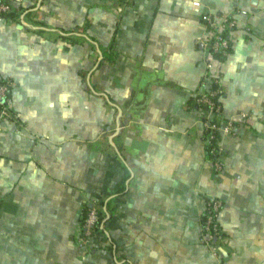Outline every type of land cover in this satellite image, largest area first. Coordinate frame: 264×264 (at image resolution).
Instances as JSON below:
<instances>
[{"label":"crops","instance_id":"1","mask_svg":"<svg viewBox=\"0 0 264 264\" xmlns=\"http://www.w3.org/2000/svg\"><path fill=\"white\" fill-rule=\"evenodd\" d=\"M8 1L0 264H264V0ZM213 71L236 124L219 168L192 102ZM210 196L216 250L200 240ZM90 202L100 225L80 246Z\"/></svg>","mask_w":264,"mask_h":264},{"label":"built area","instance_id":"2","mask_svg":"<svg viewBox=\"0 0 264 264\" xmlns=\"http://www.w3.org/2000/svg\"><path fill=\"white\" fill-rule=\"evenodd\" d=\"M11 9V5L8 0H0V18H3L1 13ZM222 28L226 24H232L231 20L226 15H221ZM203 19L206 23L213 24L214 19L208 13L203 14ZM22 22L26 20L21 19ZM212 53L224 55L227 53L229 48V39L221 31H216L213 35L210 43ZM209 69H213V63L207 62ZM208 82L206 81L205 86L200 90L196 91L193 95V104L198 108L204 109L206 113L201 118L202 125L205 130H209L205 137L206 143L209 144L210 158L214 159L215 166L220 167L219 162L216 160L220 152V135L222 133H233L236 130V124L234 119L231 117H221V104L217 101L216 97H219L220 88L218 86V75L213 71L207 76ZM11 79L1 78L0 79V122L7 116H10V87ZM222 201L218 197L210 196L205 202L203 213H202V226H201V237L200 240L209 244L213 250H216L214 245L215 239L217 238L220 228L217 221ZM101 205L97 202H90L87 204L86 212L82 217L81 230L77 236V244L80 246L87 245L96 229L100 225L101 220ZM220 264V263H219Z\"/></svg>","mask_w":264,"mask_h":264},{"label":"trees","instance_id":"3","mask_svg":"<svg viewBox=\"0 0 264 264\" xmlns=\"http://www.w3.org/2000/svg\"><path fill=\"white\" fill-rule=\"evenodd\" d=\"M23 15H28V13H30V9L28 7L24 9H22V12ZM19 12H16L14 9H9V10H6L4 12L1 13L2 17L5 19V20H8V19H13V18H16L18 19L19 18ZM64 31V30H63ZM220 56H223V55H220ZM1 79V78H0ZM217 101H218V97H216ZM209 132V130H205V135L204 137L207 136V133ZM206 153H207V156H211L210 153H209V144L206 143ZM123 188H124V185H119L117 187V191L119 192H122L123 191Z\"/></svg>","mask_w":264,"mask_h":264}]
</instances>
